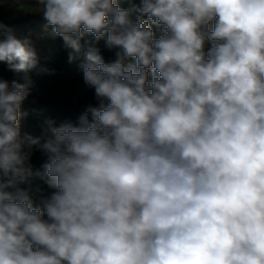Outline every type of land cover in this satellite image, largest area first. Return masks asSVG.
<instances>
[{
	"label": "clouds",
	"instance_id": "9594fccd",
	"mask_svg": "<svg viewBox=\"0 0 264 264\" xmlns=\"http://www.w3.org/2000/svg\"><path fill=\"white\" fill-rule=\"evenodd\" d=\"M37 2L99 106L22 134L53 70L0 22V264H264V0Z\"/></svg>",
	"mask_w": 264,
	"mask_h": 264
},
{
	"label": "trees",
	"instance_id": "16d2710c",
	"mask_svg": "<svg viewBox=\"0 0 264 264\" xmlns=\"http://www.w3.org/2000/svg\"><path fill=\"white\" fill-rule=\"evenodd\" d=\"M18 2L29 4L34 3V0H0V22L11 29L17 38H28L33 42L40 30L46 27L52 29L46 26V20L37 11L29 14H16L15 4ZM117 2L122 8L129 7L128 0H117ZM115 51L105 46L103 57L106 62L115 58ZM0 78L9 82L15 80L22 84L26 83L24 73L9 71L3 63H0ZM37 88L36 83L32 82L29 86L30 95L22 105V112L26 113L20 121L22 134H29L33 137L41 136L47 120L55 121L57 126L64 123H78L79 116L87 107L99 106L94 90L82 84L79 79H76L74 84L66 85L65 89L57 94L38 95ZM83 97L86 98V102L82 101ZM53 191L55 189L49 188L48 194L50 195Z\"/></svg>",
	"mask_w": 264,
	"mask_h": 264
},
{
	"label": "rangeland",
	"instance_id": "374dc122",
	"mask_svg": "<svg viewBox=\"0 0 264 264\" xmlns=\"http://www.w3.org/2000/svg\"><path fill=\"white\" fill-rule=\"evenodd\" d=\"M39 8L40 5L37 0L29 4L19 2L15 4L16 14H29L32 11H37L43 17V13L39 11ZM88 38L91 39V37ZM32 46L37 53L39 64L53 70V74L51 75L47 73L37 74L35 71L28 74L32 82L36 83L38 87L36 89L38 95L62 92L66 85L74 84L76 79H79L82 84L91 88L83 79V71L81 68V65L85 62L83 52L75 54L76 58L70 63L69 53L71 50L69 49L67 51L62 38L55 36L52 29L46 27L40 30L37 33L36 40L32 42ZM97 46L101 49V54L103 55L105 53L104 41L101 40ZM82 101L86 102V98L83 97ZM46 159V156L42 152L34 149L31 157L33 170H42V165L46 162ZM33 184L39 186L43 190L44 195H49L48 189L50 187L46 179L42 180L34 177Z\"/></svg>",
	"mask_w": 264,
	"mask_h": 264
}]
</instances>
